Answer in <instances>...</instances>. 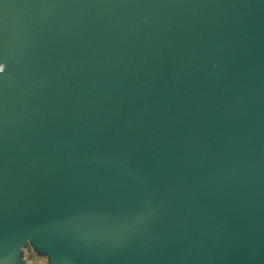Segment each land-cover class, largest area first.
<instances>
[{
  "label": "water",
  "instance_id": "1",
  "mask_svg": "<svg viewBox=\"0 0 264 264\" xmlns=\"http://www.w3.org/2000/svg\"><path fill=\"white\" fill-rule=\"evenodd\" d=\"M0 264H264V0H0Z\"/></svg>",
  "mask_w": 264,
  "mask_h": 264
}]
</instances>
